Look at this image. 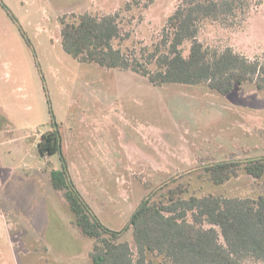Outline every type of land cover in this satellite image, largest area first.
Returning <instances> with one entry per match:
<instances>
[{
	"label": "rangeland",
	"instance_id": "1",
	"mask_svg": "<svg viewBox=\"0 0 264 264\" xmlns=\"http://www.w3.org/2000/svg\"><path fill=\"white\" fill-rule=\"evenodd\" d=\"M179 1L3 0L32 48L0 6V264H91L94 241L72 224L49 181L59 155L37 149L52 128L41 73L72 179L108 228L121 230L141 200L176 175L189 185L185 197L264 193V178L242 172L216 186L201 171L210 162L264 156V92L250 84L228 95L203 86L155 87L128 71L78 63L62 49L59 16L108 14L130 2L122 21L131 36L122 47H139L153 42ZM250 9L239 27L205 22L199 41L264 58V0H252ZM123 240L132 243L131 233Z\"/></svg>",
	"mask_w": 264,
	"mask_h": 264
},
{
	"label": "trees",
	"instance_id": "2",
	"mask_svg": "<svg viewBox=\"0 0 264 264\" xmlns=\"http://www.w3.org/2000/svg\"><path fill=\"white\" fill-rule=\"evenodd\" d=\"M251 1L180 0L153 42L139 47H122L131 36L122 21L123 14L133 10L130 2L108 14L62 15L58 17L61 46L78 63L128 71L155 87L203 86L228 95L236 85L250 84L264 92V58L249 59L231 47H208L198 39L205 22L243 25L250 15ZM0 6L32 48L3 0ZM41 79L52 128L42 134L37 149L41 156L59 155L61 167L50 171L49 181L73 213L72 224L82 236L94 241L91 264H151L152 257L159 258L161 264H264V193L255 198L198 197L195 193L185 197L189 185L178 183L182 176L176 175L146 195L121 230L105 226L72 179L42 73ZM261 139L264 144V132ZM201 171L216 186L227 184L242 172L261 180L264 156L210 162ZM171 182L175 183L173 188H169ZM127 232L132 243L123 240Z\"/></svg>",
	"mask_w": 264,
	"mask_h": 264
}]
</instances>
